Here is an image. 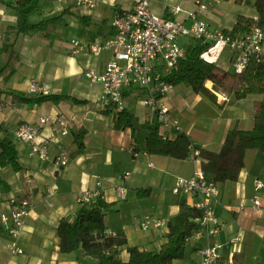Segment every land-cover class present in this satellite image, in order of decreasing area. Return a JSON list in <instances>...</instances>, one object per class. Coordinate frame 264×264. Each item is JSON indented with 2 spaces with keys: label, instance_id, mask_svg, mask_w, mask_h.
<instances>
[{
  "label": "crops",
  "instance_id": "obj_1",
  "mask_svg": "<svg viewBox=\"0 0 264 264\" xmlns=\"http://www.w3.org/2000/svg\"><path fill=\"white\" fill-rule=\"evenodd\" d=\"M14 1L0 0L1 32L7 25L18 24V14L10 5ZM32 4L35 7L27 16L29 22L59 14L62 18L46 23L42 30L14 35L11 51L10 47L0 48V135H4V130L11 135L21 164L18 170L10 165L0 166L4 181V185L0 184V213L7 212L16 199L28 198L32 205L17 236H11L0 221V264L95 263L96 259L83 255L80 248L66 253L59 251L57 224L60 219L73 221L78 206L76 198L84 191L96 189L111 203L104 213L107 231L122 229L129 245L158 250L164 241L167 220L178 212L180 200L191 204L196 198L174 193L172 186L178 176H190L201 168V159L193 160L190 155L176 158L145 150L141 127L154 110L143 104V89L124 91L119 105L135 114L134 134L131 127L116 129L115 110L106 112L103 108L107 106H99L102 84L90 80L84 73L88 67L102 72L110 51L102 50L98 55L70 52L72 38L93 42L111 36L113 15L117 10L130 9L133 0H96L92 6L78 4L77 0H32ZM149 4L155 13L170 16L174 15L168 11L171 5H179L184 10L195 7L193 0H149ZM238 14L256 17L251 4L215 0L199 18L212 28H231ZM176 16L184 19L186 25L190 24L183 12ZM226 50L221 52L217 63L224 53L226 65L222 67L228 69L230 52ZM32 78L45 84L44 93L63 97L39 102L22 99L44 94L30 91ZM207 81L210 84L205 85L214 93L213 97L179 83L171 84L159 98L168 107L170 117L181 125V130L164 131L158 119L162 137L174 138L177 132H183L192 144L217 151L230 129L252 127L254 107L261 95L236 99L231 93L214 89L213 83ZM246 99L250 102L244 103ZM113 105L116 104L110 107ZM41 116L63 117L66 132L53 129L49 121L41 123ZM21 122L39 126L36 140H46L48 159L31 153L29 141L13 136ZM79 131L84 132L81 147L74 141ZM59 145L67 150L69 159L66 165L57 168L53 159ZM263 159V151L247 149L237 178L217 183L219 190L212 203L219 231L214 236L189 237L183 256L174 259L172 264L198 262V247L210 242L218 243V257L211 264H233L234 254L241 257L242 264H264ZM126 171L129 177L125 179L122 175ZM256 180L260 187H256ZM118 185L125 187L124 197L118 195ZM147 187L148 190L137 196L138 188ZM255 196L260 197L259 207L253 206ZM94 197L91 195L90 199ZM144 215L153 219L146 226L141 224ZM13 244L22 251L12 252ZM121 257L127 259L126 250L121 251Z\"/></svg>",
  "mask_w": 264,
  "mask_h": 264
},
{
  "label": "trees",
  "instance_id": "obj_2",
  "mask_svg": "<svg viewBox=\"0 0 264 264\" xmlns=\"http://www.w3.org/2000/svg\"><path fill=\"white\" fill-rule=\"evenodd\" d=\"M235 1L253 5L256 17L238 14L232 24V31H249L256 25L264 30V0ZM10 5L16 10L19 20L17 25H7L2 31L0 48L10 47L9 51L12 50L14 35L42 30L46 23L62 18V15L59 14L37 22H29L27 16L35 7L32 0H15ZM208 44L200 39L189 38L184 43V55L178 59L174 67L166 72L162 80L172 85L182 83L191 87L193 91L209 97H213L214 93L205 85L207 80L213 83V87L233 94L236 99L247 95H261V99L254 107L252 127L243 129L235 126L230 129L217 151L192 144V141L183 132H177L174 138L162 137L159 132L160 122L154 111L150 117L144 119L141 128L145 134L144 147L149 153L185 158L191 153L190 145L198 148L201 169L217 184L237 178L240 169L244 166L247 149H258L264 152V54L259 58L248 60L240 72H233L229 68H223L218 63L206 61L201 57V52L208 47ZM61 97L63 96L44 93L29 98L22 97V99L39 102L56 101ZM103 109L106 112L115 110L113 125L116 129L131 127L132 134H134L136 122L134 113L117 105L107 106ZM4 131V135H0V166L10 165L14 170H18L21 168V164L18 161L16 145L11 135L6 130ZM83 133L79 131L74 137V141L79 147L83 145ZM0 184L4 185L1 177ZM146 190L148 187L138 188L137 196L142 195ZM109 206L111 203L97 195L78 204L73 221L60 219L57 224L59 251L66 253L80 248L83 255L96 259L93 264H172L174 259L183 256L188 238L199 226L196 219L201 215V209L181 199L178 212L167 220L164 241L155 251L129 245L122 229L107 231L104 213ZM122 250H126L128 253L125 260L121 257ZM233 260V264H242L241 257L236 254H234Z\"/></svg>",
  "mask_w": 264,
  "mask_h": 264
},
{
  "label": "built area",
  "instance_id": "obj_3",
  "mask_svg": "<svg viewBox=\"0 0 264 264\" xmlns=\"http://www.w3.org/2000/svg\"><path fill=\"white\" fill-rule=\"evenodd\" d=\"M215 0H193L194 9L184 10L179 5H171L168 8L170 15L155 13L149 4V0H133L130 9L117 10L112 18L114 33L102 41L85 42L83 40L70 39V52H88L98 55L102 50L110 51V58L102 72H97L93 67L85 70V75L93 81L102 84V94L99 100L101 108L111 104L121 105L124 91L132 88H140L145 91L143 104L151 106L162 123V129L175 128L181 130L176 119L170 117L168 107L159 99L171 84L162 80L163 76L175 66L178 59L185 53V42L179 38L188 36L208 42V47L201 52V57L209 62L217 63L224 49L230 52L229 69L240 72L248 60L259 58L263 54L262 44L264 30L256 25L252 30L234 32L231 28H212L199 18ZM96 0H77L78 4L94 5ZM184 13L185 18L190 19L186 25L184 19L178 18V13ZM2 32L0 31V45ZM206 83V82H205ZM29 89L33 92H46L43 82L32 78ZM224 98V97H223ZM49 121L53 129L66 132V120L61 116L50 118L41 116L40 122ZM39 126L29 122H21L14 130V136L20 140L31 143V153L41 159H48L46 140H36ZM164 134V133H163ZM164 137V136H163ZM166 137V136H165ZM190 158L197 160L198 148L190 145ZM133 146L130 148L132 149ZM69 159L67 150L59 145V151L53 159V164L59 168L67 164ZM123 178L129 177V171L124 172ZM96 184L101 186L100 181ZM256 187L260 182L255 181ZM117 193L124 197L125 187L116 186ZM217 184L210 179L201 168L195 169L190 176H178L172 186L174 193L191 194L195 200L192 206L201 209V215L196 219L198 228L192 236H214L219 231V224L213 211V198L218 193ZM100 190L84 191L76 198L77 203L90 200V196H97ZM264 196V193H263ZM253 206L259 207V196L252 199ZM32 205L28 198L16 199L11 202L7 212L0 213V221L4 224L11 236L20 233L22 225ZM151 220L144 215L141 224L146 226ZM191 237V236H190ZM218 243L210 242L197 249L199 261L184 264H211L218 257ZM12 252H21V248L11 245Z\"/></svg>",
  "mask_w": 264,
  "mask_h": 264
},
{
  "label": "rangeland",
  "instance_id": "obj_4",
  "mask_svg": "<svg viewBox=\"0 0 264 264\" xmlns=\"http://www.w3.org/2000/svg\"><path fill=\"white\" fill-rule=\"evenodd\" d=\"M188 39H189V37L188 36H184V37H180L179 38V40H180V42H186V41H188ZM263 52H264V40H263ZM228 50V49H227ZM227 50H226V53H227ZM225 59H226V55L223 53V56L221 57V59L219 60V65H221V66H225L226 65V63H225ZM229 67H230V65H229ZM231 70V69H230ZM232 71V70H231ZM206 84V83H205ZM210 84V83H209ZM136 88H138V87H136ZM214 89H218L217 87H213ZM131 94H134V91H132L131 92ZM130 94V95H131ZM124 101V100H123ZM244 103L245 102H250V99H246L245 101H243ZM177 122H178V120H177ZM180 127H181V125H180Z\"/></svg>",
  "mask_w": 264,
  "mask_h": 264
},
{
  "label": "bare ground",
  "instance_id": "obj_5",
  "mask_svg": "<svg viewBox=\"0 0 264 264\" xmlns=\"http://www.w3.org/2000/svg\"><path fill=\"white\" fill-rule=\"evenodd\" d=\"M206 85H209V81H206Z\"/></svg>",
  "mask_w": 264,
  "mask_h": 264
}]
</instances>
